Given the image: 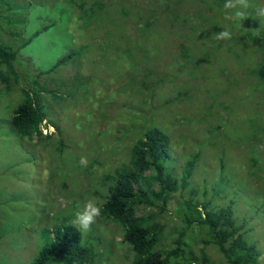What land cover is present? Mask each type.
<instances>
[{"label":"rangeland","instance_id":"374dc122","mask_svg":"<svg viewBox=\"0 0 264 264\" xmlns=\"http://www.w3.org/2000/svg\"><path fill=\"white\" fill-rule=\"evenodd\" d=\"M16 1L3 0L0 2V5H3L1 9L12 12L14 7H19L15 5H20L23 0L15 4ZM29 1L35 4L30 14L24 15L15 11L16 16L11 14L12 19L8 21L11 25L8 30L16 33L8 36L7 41L10 44L11 40L15 43L31 37L29 44L18 53L22 60L20 66L14 68L17 76L21 78L19 86L25 85L23 74L28 76V71L42 72L40 83L48 86V108L46 119L40 124L41 135L53 136L58 132L65 136L67 133L83 142L85 139L88 141L92 137L91 139L96 140L100 135H104L108 140L107 144L112 145L114 142H110L119 136L118 126L144 122L145 119L136 110L125 107L114 110L105 106V99L111 91L124 97L145 93V88L133 82V75L129 71L132 67L143 68L147 63L155 62V71L173 74L182 61L168 58L176 48L169 42L177 39L181 31V16L187 20V27L191 26L189 35L185 36L181 31L180 40L176 43L178 45L183 38H187L184 42L188 54L185 59L191 63V75L198 79L196 89L202 91L206 87L209 90L218 88L215 90L218 91L217 95L223 96L220 101L228 100V95H232L229 106H223L224 114L206 122L209 130L212 126H218L220 129L209 136V145L203 152L201 149L204 143L200 142V148L196 151L200 156L195 161L196 172L192 182L197 186L202 183L208 185L211 181L216 183L218 172L215 169L214 157L217 153L225 154L226 162H222L221 170L223 175H220L221 179L219 177L213 188L219 185L218 192L227 186H235V181H241L235 187L236 193L232 194V189L227 187L226 194L229 197L234 196L233 214L240 219L243 217L246 227L249 228V232H245L244 236L248 242L254 243L253 246L259 253L256 264H264V206H259L260 202L264 201V174L263 178L259 175L252 177V181L254 178L257 180L252 184L251 177H247L249 166L243 161L257 157L258 154L260 163L264 161V103L257 101L258 92L251 93V83L254 79L250 74L259 58V45L253 38L263 32L264 20L259 22L258 19L249 17L239 22L227 19L228 10L221 4L214 5L215 0H154L155 6L160 7L164 2L168 8L164 11L156 7L154 16H158V20L156 18L148 36L146 57L138 60L139 53L133 47V39L123 40L122 29L117 25L123 20L124 8H127L130 16L136 14V11L132 7L120 5L121 0H104L110 2L108 10L87 18V22H78L72 17L68 0ZM252 2L264 4V0ZM185 7H192L196 12L182 13L180 16V10ZM174 15H178L177 19ZM223 29L229 30L232 38L217 41L214 35ZM35 33L37 34L34 35ZM127 36L128 34L126 38ZM0 38L5 40V35L2 34ZM143 43L141 40L137 45ZM77 50L82 51L78 52L76 57L55 67L53 73H47L62 55ZM207 58V61H203ZM168 79L171 81H164L158 87L157 99L162 98L163 94H171L176 83L184 81L185 77L173 75ZM0 89L4 90L2 86ZM115 92H111L112 97L116 95ZM211 96L216 98L214 93H211ZM207 100L210 102L208 97ZM16 101L17 93L13 89L6 99L0 102V230L8 227L7 231L0 235V264H28L41 246L39 231L45 226V218L53 216L54 212L57 216L63 213L72 217L78 206L82 208L87 200L93 199L80 187L75 174L76 168H81L75 157L81 154L82 146L73 144L74 148L65 149L61 165H54L50 172L45 159L47 149L38 147L35 137L23 142L12 138L8 132L9 127L7 128L9 111H5V104ZM174 105L166 107V110H163L165 113L159 119H156L157 114L153 113V122L167 128L173 122L183 121L186 112L189 113V107L185 109L183 105H179L175 108ZM100 110L103 111L104 118H99ZM117 111L130 117L137 115L138 118L126 119ZM51 122L57 130L51 127ZM220 137L228 139L231 143L221 140ZM184 139L179 137L176 144L173 142L170 148L180 149L177 145L184 143ZM89 142L84 143V147L90 146L91 144L87 145ZM129 144L130 140L116 142L110 147V151H120L121 156H125ZM32 145L37 147H29ZM184 145L191 150L195 146L189 143ZM51 148L53 147L49 143L48 149ZM181 150L185 148L181 147ZM95 155V152H92L84 157L93 159ZM49 161L51 164L54 162L53 159ZM168 164L173 166L176 173L182 165L180 161H169ZM201 172L206 176L204 182L201 180ZM52 173L59 180L57 188L53 185L58 182L54 180L52 184L49 179ZM257 188L260 195L255 193ZM220 201L226 203L227 198ZM171 205L169 203L167 209H170ZM14 207L24 213L16 215L19 209ZM171 216L170 211L158 216L157 220L170 228ZM106 229L109 228L106 226L104 231ZM106 234L104 232L105 236ZM108 235H111L114 254L111 253L104 264H126L128 259L124 258L120 250L119 230L115 229ZM210 255L214 257L212 253Z\"/></svg>","mask_w":264,"mask_h":264},{"label":"trees","instance_id":"16d2710c","mask_svg":"<svg viewBox=\"0 0 264 264\" xmlns=\"http://www.w3.org/2000/svg\"><path fill=\"white\" fill-rule=\"evenodd\" d=\"M19 1L17 0L15 4ZM153 1L121 0L120 5L132 7L136 11V14L130 16L127 8H124L123 20L117 25H120L122 29L121 38L123 40L133 39V47L139 53L138 60L146 57L148 36L156 18L158 20V16H154L156 9L166 11L168 8L163 4L164 2L157 7ZM224 2L225 0H215L214 5L223 6ZM68 3L69 12L78 22L79 20L87 22V18L103 14L110 5V2L104 0H68ZM15 6L19 7L13 6L15 9L10 12L2 10L3 5H0V36L5 35V40L0 38V86L4 89H0V102L6 99L13 89L17 93L16 102L5 104V111H9L8 132L18 142L28 141L35 137L36 145L47 149L45 159L50 172L54 165H61L64 158L62 153L65 149L74 148L73 144L82 146L81 154L75 157L79 162L82 156L95 152L93 159H87V166L77 167L75 174L80 187L84 188L86 194L92 197L98 205H101V214L88 232L80 233L72 226L74 215L69 217L59 213L60 215L57 216L54 212L53 216L45 218V226L39 231L41 246L28 264H104L111 253L114 254L111 235L108 234H112L115 229L119 230L121 236L119 245L124 258L128 259L126 264H256L259 253L254 248V243L248 242L244 236L245 232H249L244 218L240 219L233 214L232 204L235 198L233 195L229 197L226 194V188L230 186L218 192L219 185L213 188L220 175H223L221 170L223 169L222 162L226 158L225 154L217 153L214 157L215 169L218 172L216 183L213 184L211 181L208 185L202 183L197 186L192 182V177L196 172L195 161L200 156L196 152L200 148V142L204 143L201 149L203 152V149L209 145V136L220 129L214 124L216 127L212 126L213 128L209 130L206 122L224 114L223 111L229 106L232 97L228 95V100L220 101L219 99L223 96L217 95L218 91L215 90L218 88L209 90L206 87L202 91L196 89L198 79L191 75V63L189 64L185 59L188 55L184 46L187 38H183L178 45L176 43L180 40V32L183 31V35L187 36L191 28V26L187 27L189 23L181 14L194 12L195 9L185 7L187 9L180 10L181 31L177 39L169 42L176 48L168 58L182 61L180 67L174 69L173 74L167 75L155 71L153 67L155 62L147 63L143 68L135 66L129 70L133 75V82L145 88V93L134 97H124L118 92L111 91L116 95L112 97L111 92L107 95L105 106L114 110L119 107L136 110L145 119L144 122L118 126L119 136L110 143L131 141L128 145V152L125 156H121L120 151L118 153L110 151L114 143L107 144L108 140L104 135H100L96 140L91 139L92 137L88 141L85 139L84 142L67 133L65 136H61L58 132L53 136L41 135L40 124L47 115L48 86L40 83L42 72L28 71V76L23 74L22 78L25 85L20 87L21 78L17 76L14 69L19 67L22 61L18 54L20 49L29 44L31 37L21 42L15 41V43L11 40V44L7 41L8 36L16 34L13 30H8L11 26L8 22L12 19L11 16H16L17 12L28 15L35 4L29 0H23L20 5ZM177 16L173 17L177 19ZM126 34H128L127 38ZM141 40L144 43L137 45V42ZM253 40L259 45L257 48L259 58L250 70L254 79L251 83L253 86L251 93L258 92L257 101L264 103V30ZM81 51L62 55L47 73H53L55 67L76 57ZM188 59H190L189 56ZM207 60L208 58L203 61ZM173 75H181L185 77V80L178 81L171 94H163L162 98L157 99L158 87L164 81H171L168 78ZM211 93H214L216 98H213ZM207 97L210 102H207ZM171 105L175 108L179 105H183L185 109L189 107V113L186 112L185 119L181 122H173L167 128L161 127L160 123H154L152 114H157L156 119H159L165 113L163 110ZM102 112L100 110L99 118L105 117ZM118 114L124 115L126 119L138 118L137 115L130 117L120 112ZM171 117L174 118V116ZM209 124L213 123L209 122ZM51 127L57 130L52 122ZM179 137L185 138V144L189 143L192 146L195 144L193 149L191 150L184 143H179L177 146H180V149L172 150L170 145L173 142L176 144ZM221 140L231 143L228 139L221 138ZM86 142H89L87 145H91L84 147ZM49 143L53 147L50 150L48 149ZM102 146H104L103 149ZM181 147L185 150H181ZM51 159L54 160L53 164L49 161ZM169 161L182 163L178 173L174 172L172 165L169 166ZM243 161L249 166L247 177H251V181L254 176L259 175L263 178L264 161L260 163L259 154L257 157ZM200 175L204 182L205 173L201 172ZM49 179L52 184L54 180L58 182L53 185L54 188L59 186V180L53 176V173L49 175ZM254 179L252 184L257 181L256 178ZM240 182L235 181V186L230 187L232 194L236 193L235 187ZM255 193L260 195L259 188ZM225 197L227 202H221L220 200H224ZM255 198L256 196L253 200ZM169 203L172 205L170 209H167ZM259 206H264V201L260 202ZM81 209L78 206L75 213ZM169 210L172 213L170 228L157 220L158 216L168 214ZM23 213L19 209L15 214ZM106 226L109 229L104 231ZM7 228L0 230V235L7 231ZM104 232L107 233L106 236ZM209 252L213 254L214 259Z\"/></svg>","mask_w":264,"mask_h":264},{"label":"clouds","instance_id":"9594fccd","mask_svg":"<svg viewBox=\"0 0 264 264\" xmlns=\"http://www.w3.org/2000/svg\"><path fill=\"white\" fill-rule=\"evenodd\" d=\"M223 8L228 10L226 13L227 19L239 22L249 17L258 19L259 22L264 20V4H256L252 0H225ZM214 36L217 41L229 40L232 38V33L227 29H223ZM80 164L87 166V158L82 156ZM100 214L101 205H98L95 200L89 199L84 203L82 209L74 214L71 224L80 232H88Z\"/></svg>","mask_w":264,"mask_h":264}]
</instances>
